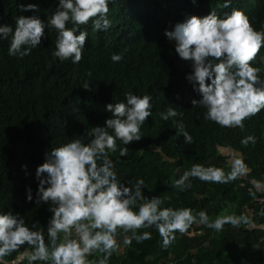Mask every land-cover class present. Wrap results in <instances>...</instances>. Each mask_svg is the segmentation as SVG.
<instances>
[{
  "label": "trees",
  "instance_id": "trees-1",
  "mask_svg": "<svg viewBox=\"0 0 264 264\" xmlns=\"http://www.w3.org/2000/svg\"><path fill=\"white\" fill-rule=\"evenodd\" d=\"M30 3L39 11L20 9ZM57 4L58 0H0V25L15 28L21 15H37L47 24ZM223 4L224 0H110L108 29L94 30L91 20L80 26L88 36L83 58L76 64L52 55L57 32L51 27H45L41 44L23 58L9 56L10 38L0 39V213L19 214L33 230L46 228L51 213L49 205L36 203L35 176L45 154L71 139L87 144L91 128L104 126L111 115L105 106L124 102L126 93L150 95L152 115L141 125V140L127 145V156L119 155V148L125 147L121 141L117 151L109 153L117 178L128 184L143 179L144 195L159 196L162 207L191 208L194 215L204 210L210 219L227 209V214L249 215L256 227L225 225L216 232L194 224L186 234L177 233L167 250L155 228L142 229L152 238L133 240L123 254L114 253L109 264H264V207L256 202L264 196L258 187L264 185V109L246 119L243 129L205 120V109L191 104L201 98L187 79L192 62L182 60L164 34L190 16L215 11L224 18L233 9L243 11L255 30H264V0H230L226 8ZM113 54L123 59L114 63ZM261 58L264 47L251 66L264 69ZM260 77L264 79V71ZM169 107L183 115L163 120L160 114ZM178 121L192 136L191 144L179 133ZM248 136L255 142L242 144ZM227 149L246 165L247 171L237 179L220 184L193 178L185 191L171 187L193 164L230 171V155L223 152ZM29 188L31 202L26 201ZM123 235L120 232L118 238ZM6 259L10 264H28L17 253Z\"/></svg>",
  "mask_w": 264,
  "mask_h": 264
},
{
  "label": "clouds",
  "instance_id": "clouds-1",
  "mask_svg": "<svg viewBox=\"0 0 264 264\" xmlns=\"http://www.w3.org/2000/svg\"><path fill=\"white\" fill-rule=\"evenodd\" d=\"M109 3L110 0H58L47 24L37 15H21L15 20V28L0 25V39L10 38L9 56L23 58L41 44L45 27H51L57 32L52 55L76 64L83 58L88 36L80 26L91 20L94 30L108 29L111 25L107 18ZM222 6L229 7L230 0H224ZM20 9L39 11L38 5L31 3L21 4ZM69 22L73 24L72 28L67 27ZM164 34L174 43L178 56L192 62V73L187 79L193 82L201 98L193 99L191 104L205 109V120L222 128L243 129L246 119L264 109V79L260 77L264 69L251 66L264 47V30H255L243 11L233 9L224 18L215 11L204 17L193 15ZM111 59L115 63L123 57L113 54ZM261 64H264V58H261ZM151 100L150 95L141 97L126 93L124 102L105 106L111 115L105 119L104 126L91 128L87 133V144L81 139H71L45 154L44 162L35 170L39 181L36 203L49 205L51 217L46 228L33 230L19 214L0 213V264H10L6 257L13 253L28 264L36 261L44 264H109L112 255L120 249V232L125 234L123 245L131 246L133 240L142 243L152 238L150 231L142 229L155 228L162 239V249L167 250L177 233L186 234L194 224L216 232H222L225 225L256 227L249 215L227 214V209L225 214L210 219L204 210L194 215L191 208L162 207L159 196L144 195L143 179L128 184L117 178L109 153H115L117 141H121L125 147L119 148V155L127 156V145L141 140V125L152 115ZM160 115L167 121L183 113L169 107ZM176 126L185 143L191 144L193 138L183 122L178 121ZM250 142H255L254 137L248 136L241 141L244 145ZM246 171L242 159H235L227 173L222 168L193 164L171 187L185 191L191 188L193 178L228 184ZM32 200L29 188L26 201ZM92 256L97 258L89 259Z\"/></svg>",
  "mask_w": 264,
  "mask_h": 264
},
{
  "label": "rangeland",
  "instance_id": "rangeland-1",
  "mask_svg": "<svg viewBox=\"0 0 264 264\" xmlns=\"http://www.w3.org/2000/svg\"><path fill=\"white\" fill-rule=\"evenodd\" d=\"M223 152L225 153H228L230 155V158H229V162L233 163V161L236 159L235 156H237L233 151H230L228 152V149L227 150H223ZM131 233H128L127 235H130ZM124 236V235H123ZM123 236L119 237L118 240L120 241V249L118 251L119 254H123L124 252V247L125 245H123L122 243V240H123ZM39 262V261H38ZM35 263V262H34ZM40 263V262H39ZM42 264V263H40Z\"/></svg>",
  "mask_w": 264,
  "mask_h": 264
},
{
  "label": "built area",
  "instance_id": "built-area-1",
  "mask_svg": "<svg viewBox=\"0 0 264 264\" xmlns=\"http://www.w3.org/2000/svg\"><path fill=\"white\" fill-rule=\"evenodd\" d=\"M256 202L257 203H259V205L262 207H264V196H261V197H258L257 199H256ZM34 264H40V263H34Z\"/></svg>",
  "mask_w": 264,
  "mask_h": 264
},
{
  "label": "crops",
  "instance_id": "crops-1",
  "mask_svg": "<svg viewBox=\"0 0 264 264\" xmlns=\"http://www.w3.org/2000/svg\"><path fill=\"white\" fill-rule=\"evenodd\" d=\"M258 187L260 188V190L264 191V185L258 184Z\"/></svg>",
  "mask_w": 264,
  "mask_h": 264
}]
</instances>
